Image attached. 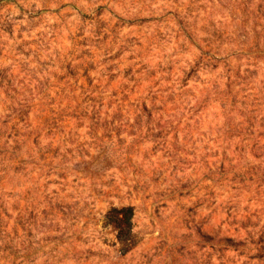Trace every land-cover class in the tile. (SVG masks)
Here are the masks:
<instances>
[{
	"label": "rangeland",
	"instance_id": "374dc122",
	"mask_svg": "<svg viewBox=\"0 0 264 264\" xmlns=\"http://www.w3.org/2000/svg\"><path fill=\"white\" fill-rule=\"evenodd\" d=\"M0 264H264V0H0Z\"/></svg>",
	"mask_w": 264,
	"mask_h": 264
},
{
	"label": "trees",
	"instance_id": "16d2710c",
	"mask_svg": "<svg viewBox=\"0 0 264 264\" xmlns=\"http://www.w3.org/2000/svg\"><path fill=\"white\" fill-rule=\"evenodd\" d=\"M132 206H124L121 209L113 208L110 214L106 215L107 222H113L118 228L117 237L121 242L130 239L132 231Z\"/></svg>",
	"mask_w": 264,
	"mask_h": 264
}]
</instances>
